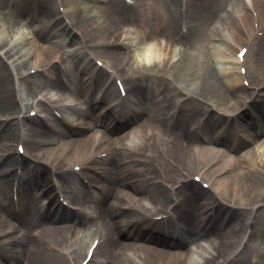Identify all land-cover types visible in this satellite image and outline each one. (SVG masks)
Instances as JSON below:
<instances>
[{
    "label": "bare ground",
    "instance_id": "obj_1",
    "mask_svg": "<svg viewBox=\"0 0 264 264\" xmlns=\"http://www.w3.org/2000/svg\"><path fill=\"white\" fill-rule=\"evenodd\" d=\"M94 1L100 4L85 9L81 0L0 3H16L12 27L0 30V221L15 223L0 228V257L37 264L43 255L61 264L90 237L103 251L87 264H249L264 205V73L245 67L250 50L264 72V0ZM35 21L38 29L27 34L23 28ZM129 33H138L136 52L154 45V62L127 52L135 77L122 78L123 97L114 86L122 64L113 56H128L116 47ZM109 47L115 62L104 68L116 71L114 79L88 59L81 63L86 52ZM169 91L185 104L172 103ZM79 128L87 134L69 138ZM15 141L23 155L12 151ZM52 178L81 186L65 193L78 210L54 201L38 208L35 190L43 182L51 188ZM247 210L251 223L230 226ZM244 228L251 232L243 244ZM120 230L134 243H121ZM63 238L71 239L70 255Z\"/></svg>",
    "mask_w": 264,
    "mask_h": 264
},
{
    "label": "rangeland",
    "instance_id": "obj_2",
    "mask_svg": "<svg viewBox=\"0 0 264 264\" xmlns=\"http://www.w3.org/2000/svg\"><path fill=\"white\" fill-rule=\"evenodd\" d=\"M2 1L3 0H0V3ZM28 1H33V0H28ZM124 1L127 2V3H132L135 0H124ZM81 2H82V4H78V6H77L78 9H85L87 7V5L93 6V5H99L100 4L99 2H96L94 0H81ZM15 6H16V3L15 4L13 3V4L9 5V6H7V4H5L2 8L0 7V23H2V25L0 27V30L2 32H5V34H7L8 28L12 27V23L14 21ZM55 9L58 10L57 9V6H55ZM75 9L76 8H74V6H72L71 10H75ZM66 10H70V9H68V6L65 4L60 9V12H61V15L62 16H64V14L66 13L65 12ZM185 15H188V11L185 13ZM28 26H29L28 28H23V30L27 34L31 35V34H33L38 29L39 23H37L35 21V22L31 23ZM137 37H138V33H129V37L127 38L128 40L123 41V38H121L120 41H118L119 42L118 44L122 43V45H124V47L117 46L116 47V50L128 55L126 57H124V56L122 57L120 55H114L113 56V58H114L115 61H116L115 57H118V59H117L118 60V63L119 64L120 63L122 64L121 67L119 68L121 72H120V74H118L121 77L120 78L121 81H122V78L128 77L130 74H133V77H135V73L133 72V70L131 71V69H133L131 67L132 60H131V55L129 57V54H128L129 52L128 51H130V53H132L134 51L136 58L138 60H140V61H144L143 58H142V56L140 58H138V55H137L138 53H140V54H143V53L140 52V51L136 52L134 50L136 47H139V45H140V44H138V38ZM67 41H65V43H64L65 44L64 45L65 48L67 50L73 49V46L71 48V45H68V42ZM214 43L216 45L220 46L221 49L225 48L222 45V43L219 42V41H214ZM74 48H76V47H74ZM109 48L110 49H104V50H103V48H99L98 49L99 51H93L92 50L93 53L86 52V54H83L82 55L81 63L87 62V59H90L91 57H92V60H93L97 56V57H99L101 59V62L102 63H105V66H107V65L108 66H111L112 64H114L113 62H115V61L113 59H111L110 57H108L107 56V53L113 52L111 50H113L115 48L114 47H109ZM131 50H133V51L131 52ZM249 53H250V57L248 59V66L245 67V70L247 69V67H250V69H251L252 72H255L257 74L264 73L263 70H262V72L260 71L259 66L256 63V62H258L257 61V55L254 52L251 53L250 50H249ZM87 54H92V55H90V57H89V55H87ZM212 58H213L212 60H213V62L216 65L217 68H219V69H223L224 68L225 69V66L226 65H224V62H221V61H219L218 59H216L214 57H212ZM234 58L235 57L233 56L232 57V60ZM174 59H175V55H173V60ZM260 64L262 65V62L261 61H260ZM168 73L171 74L169 72V70H167L163 74V78L164 77H169L168 76ZM158 76H160V74ZM40 90L41 89L36 90V92H34V94H32V95H27L26 96V99H25L26 102L27 103H31L33 99H37V97L40 95L39 94ZM165 96L170 101H172L174 104L181 105V106H183L185 104L186 99H187L184 96H177V95H175L173 91L166 92ZM190 105H191V103H190ZM57 114H59V113L57 112ZM197 118H200V116L198 115ZM141 119L142 118L140 117V118L134 120L133 122H136V124H138ZM82 134H87V131L84 130V129L79 128V129H77L75 131H72L71 134H69V138L72 139L75 136H80ZM251 135L252 134L247 133L244 136V138L246 140H249L250 141V144L248 145L249 148H253V145L251 144L252 143V136ZM231 136H232V134H227L226 135V138L231 139L230 138ZM260 136H262V139H264V132H261L260 131ZM16 147H17V142L15 141V142H13L12 151L13 152H20L21 149L20 148L18 149ZM36 164H38V163H36ZM3 169H5V168L2 167L1 170H3ZM20 174H22V173H20ZM25 179L28 180V176H25ZM191 179L194 180L193 176H191ZM101 181H104V180L101 179ZM198 183L201 186L202 183L201 182H198ZM9 196L10 195L8 194L7 197H9ZM40 203H42V202L40 201ZM73 207L74 208L75 207L78 208L77 206H74V205H73ZM65 212H67V211H65ZM247 212H248V210L245 211V212L243 211L242 213H240V215L238 217H236L235 219L232 220V223L230 224V226L231 225L235 226L237 224V225H239L241 227V226L245 225V222L246 223H251L250 220H253L251 218L252 216H251V214L249 215ZM12 223H14V221H12L10 219H8L7 221H0V228H2L3 226H4V228H6V227L10 228L11 227L10 224H12ZM226 228L227 227H225V229ZM33 232L34 233H37V231H33ZM250 232H251V230H248V229L244 228V232H242V234L240 235V239H238V240L241 241V243L244 244V242H246V240L249 238ZM128 233H129V231H127V230H124V232L122 230H120L121 237L118 236V238H119V241L121 243H134V242H132V238L129 237V234ZM69 236L72 238L73 235L70 234ZM89 238L90 237H86V239L84 240V248H83V250H82V252H81L80 255H73V256H70V257L67 255L69 259L68 258L65 259V257H64L65 262H62L61 264H80L83 261H85L86 258L88 257L87 255H89L88 252L86 253V247H88V244L89 245L92 244V241H93V243L96 242V241H94L92 239H89ZM65 240H67V243H65ZM238 240L235 239L234 241L237 243V242H239ZM190 243L191 242L189 241L188 242V245H187L188 247L191 246ZM250 245H251L250 248H251V251H252L251 252L252 253V256H251V258L249 260V264H264V205L262 207V212L260 213V215L258 216V219L256 220V227L254 228V230H252V235H251V238H250ZM61 246H62L61 247L62 249L63 248H64V250L66 249L64 251L65 253H67L69 255L71 254V252H72L71 249H70L71 239H69V238L68 239L67 238L64 239L63 238V242H62V245ZM156 248H160V247H156ZM102 251H103V248L96 250L95 253H97V254L94 253L93 254V258H89V259L90 260L92 259L93 260L92 261L93 263L94 262L97 263V262L101 261V252ZM53 252L56 255H59L57 252H55V251H53ZM42 256L43 255L37 256V258H36V263L37 264H56L54 261H51V260L48 261L49 259L47 257L46 258H43ZM25 260H27V256H24V261ZM20 261H23V258H20ZM88 263H89V261H88ZM0 264H8V260L2 259L0 257Z\"/></svg>",
    "mask_w": 264,
    "mask_h": 264
},
{
    "label": "clouds",
    "instance_id": "obj_3",
    "mask_svg": "<svg viewBox=\"0 0 264 264\" xmlns=\"http://www.w3.org/2000/svg\"><path fill=\"white\" fill-rule=\"evenodd\" d=\"M154 47L153 44H149L146 46L145 51L143 52V54L138 53V58H140L142 56L143 60L150 66L154 61L151 59L152 57V48ZM163 54H161L160 59L162 60Z\"/></svg>",
    "mask_w": 264,
    "mask_h": 264
}]
</instances>
